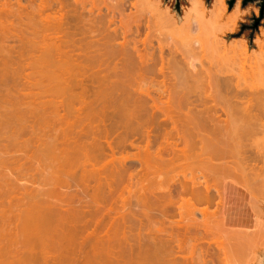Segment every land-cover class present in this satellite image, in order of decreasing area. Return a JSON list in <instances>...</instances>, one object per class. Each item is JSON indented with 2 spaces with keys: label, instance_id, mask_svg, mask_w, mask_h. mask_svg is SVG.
I'll return each mask as SVG.
<instances>
[{
  "label": "bare ground",
  "instance_id": "6f19581e",
  "mask_svg": "<svg viewBox=\"0 0 264 264\" xmlns=\"http://www.w3.org/2000/svg\"><path fill=\"white\" fill-rule=\"evenodd\" d=\"M24 1L25 3H23ZM96 1L98 2V0ZM23 2L22 0H0V82H5L0 83V85L4 84L3 86L7 90L8 84L13 83L17 86L20 83L23 88L21 87L19 91L23 89L21 91L26 93L25 96H30V98L34 96L36 97L35 101L38 100L36 106L31 105V103H36L33 100L30 101L31 103L27 101L30 103L27 107H31L32 110L36 107L34 110L37 117L42 118L38 120L41 124L45 122L43 118L48 114L53 125L57 122L60 126L63 123L64 126H67L66 130V126L64 127L62 147L52 146L53 149L48 148V145L46 147L47 153L51 149L52 152L49 151V154L52 153V155L53 152L59 151L58 155L57 153L53 155L56 158L54 157L53 162L51 161L52 163L54 160L58 163L61 161L60 164H62L56 163L60 166L63 175L60 176L61 173L57 169L53 171L54 175H56L55 172L60 173H58L57 180L62 176H67L66 178L72 179L70 181L73 184L75 181L76 188H74L77 190L71 198V195L68 196L67 200V197L65 199L58 197L59 199L56 201L53 199L56 196H48L49 192L46 191L48 199L44 192L43 195L45 196L40 199L42 201H39L41 207H38V210H41L39 213L41 215L38 217L37 213V217L38 220L40 218L42 221L41 218L49 213L48 216L46 215L48 218L45 221L50 224L46 226V222H43L41 226L44 224L46 227L43 225V228L47 231L51 228L52 232L50 231V233L54 237L52 241H56V243L57 241L58 243L65 241L73 247H77L78 250L73 248L72 251H70L71 249L66 251L69 256L65 252L66 258L72 259V255H74L76 259L75 253L78 251V258L75 260L78 262L77 264H211L214 260V254H216L210 253V249L212 250L214 246L213 243H210L213 246L209 242L207 243L209 247L212 246L210 249L208 246L205 247L203 243L202 247L205 248V251L204 248L201 251L200 246H197L198 243L204 241L203 235H206L207 231H215V226L226 227L228 222L232 221L229 220L232 218L231 216L228 218L229 215H232L229 212L236 209L232 206L230 196L240 194L244 191L243 189L252 193L259 190L260 193L264 191V151L254 142L257 138L264 137V93L260 92L254 100L255 104L252 105L250 102V106L248 104L250 100H247L246 97L248 96L247 92H252V89L248 88L247 91L238 83L233 84L232 80H221L218 82L217 88L222 93L234 94L233 97L224 100V104L221 105V114L217 111V106H209L208 97H203V100L195 99L192 101L191 95L186 96L188 90L187 93L189 94L190 90L193 91L190 89L191 87L197 88L198 82H201L198 78L200 73L196 69V62L200 59L198 56L206 50L207 44L199 32V24L192 21L193 18L180 23L176 16L170 13L166 15L156 0V8L154 7L155 9L150 11L149 19H146L145 23L139 22L136 25L130 22L133 13L126 12L122 8L123 6L121 9L105 6V12L102 7H96L99 3H94L92 0H23ZM90 3L97 5H90ZM132 7L136 8V4ZM155 14H160L165 21L163 22L160 18L162 23L156 21L160 20L156 17L154 18L156 20L151 18ZM155 16L158 17L159 15ZM197 20L200 22L201 29V21ZM144 27L148 30L155 28L158 32L159 37L155 45L152 42L148 45L145 43L141 45L139 40L145 30ZM163 27L167 29L166 32L162 31L165 30ZM222 42L219 40L217 43ZM222 44L225 45L224 42ZM240 44L236 45L235 43L232 45L233 47H230L231 53H233L231 58L235 56L232 59L233 62L229 61L230 63H236L234 61L239 59L236 57L247 55L246 44ZM166 46L169 49L165 50ZM173 48L177 50H173ZM220 57L222 60L223 56L218 54L217 58ZM152 62L155 65L154 68L149 66ZM148 75L154 76L150 80V85L155 80L158 81L154 89L152 86L151 88L147 87L148 84L145 85ZM6 83L8 84L5 85ZM15 86L13 88L16 89ZM10 90L8 89V92ZM2 92H0L1 98ZM14 92L16 91L14 90ZM45 98H48V101ZM24 99L26 102L27 98ZM21 100L23 101V98ZM197 101L200 102L199 106H203L202 110H199L198 105L196 106ZM30 113L33 114L32 111ZM49 116L45 119H49ZM71 119L72 121L75 120L71 122ZM7 123L9 124V122ZM46 123L49 124V122ZM50 128L51 131L49 130V132L55 131L54 127ZM61 128L63 127L61 126ZM44 129H46L45 126ZM51 133L48 138L51 139L49 140L51 142L54 140L52 142L54 144L58 141L57 136L59 135L56 134L57 136H55L54 134L52 136L53 133ZM228 141L234 142L235 148L236 146L239 148L238 157L241 158V163L239 158H236L237 155L234 158H236L235 161L238 160L240 166H237L238 163L236 162L235 165L234 161H232L233 163L231 160L227 161V157L233 153L234 148L226 157L224 148L227 147L225 144ZM131 149L137 150V154L131 158L139 160L140 170L142 169L139 172H147V176L153 175L159 178L164 176V180L163 177L160 178V181L163 180V182L159 181V184H156L158 185L157 189H153L154 187L147 189L142 185L143 180L148 179L145 177V173L142 180L141 175L143 176V173L137 174L138 172H136V175H140V178L137 176L138 185L140 184L145 188H142L143 192H148L151 190L150 188L156 190L154 193L153 190L150 191L152 193H149L153 196L156 195V203L154 197V201L151 200L153 202L151 206L156 208L148 207V201L139 200L135 206L148 207V210L152 209L151 212L147 211L148 214L141 213L142 211L129 213L132 215L128 221L126 214L122 213L119 216L120 221L118 219L119 222H117L119 225H116L115 222L118 217L114 219L115 221L109 219L110 222H108L110 211L114 209V205L109 203L110 206L108 202L118 192L119 184L124 179L126 181V176L130 177L128 179L132 181L131 178L135 175L125 163L124 159L127 157L123 159L124 162L122 160L120 163L118 160L119 168L116 165L118 169L115 168L114 164L119 159L116 158L118 154L125 152L126 155L127 150ZM44 150L43 153H46ZM234 153L231 157L234 156ZM43 156L45 157L47 154H43ZM231 157L228 159H232ZM110 164L115 170H112L113 172H110L108 176L103 168L110 167ZM182 166L192 171L189 176L185 175L183 179H177L178 175L176 176L174 173H177L175 172L177 167ZM54 175L51 174L50 177H55ZM77 176L81 178V181L80 178H76ZM165 176L170 177L168 182H165L167 178ZM217 178L222 179L224 184L219 186L220 181L215 183ZM75 179L79 180L78 183ZM149 180L152 182V179L149 178L147 181ZM170 181L171 183H169ZM92 183L96 184L93 190L91 189ZM64 184L66 183L64 182ZM123 184L124 182L121 185ZM64 187L67 186L64 185ZM68 187L71 188L70 185ZM74 188L73 190H75ZM104 188L108 189V197L104 198L105 202L101 200L103 202L101 205L104 203L108 205L104 207L109 210L105 215L107 221L103 218L102 220L100 216L101 221L98 216L99 212L96 213L97 210L105 211L99 204V196ZM217 198L219 199L218 202L215 201ZM48 200L50 201L48 202ZM214 202L215 204L217 202V205H213ZM210 206H214L213 208L217 206L218 211L213 213L210 210L212 208H208ZM141 207L140 209L143 210ZM121 208L124 209V206ZM121 208L119 207V210ZM83 209H92L93 211L95 209V212L91 210L86 212L87 214L85 212L79 214L81 211L77 210ZM258 209L260 208L258 207ZM42 210H46L43 212L46 213L45 215L41 213ZM50 210L67 211H64L63 214H57L56 211ZM70 210L74 212L71 213ZM119 210L117 209V211ZM208 210L213 215H210ZM117 211L113 214H116ZM198 214L202 217L201 221L197 218ZM56 216L61 218L58 220ZM132 217L133 221H131ZM157 223L160 225L158 224L156 227L155 224ZM114 224L117 226L115 233L113 230V233L112 231L109 232L108 227ZM41 226H38L37 230L40 229L41 231ZM236 230L240 234L235 229H230L226 234L227 244L221 243V245L219 241L217 242L222 247L219 245L218 251H216L219 252L217 255L220 256V259L215 257V262L224 258L222 260L230 264L229 260L235 259V256H237L236 258L243 257L246 249L249 252L252 245L248 247V240L245 241L244 236H242L246 230H244V234L243 230ZM43 231L45 230L42 229ZM251 232L253 233V231ZM110 233L113 235L111 236ZM249 234L248 236L245 235V238L250 240L252 236L254 239L258 235L264 236V234H261L262 236L258 234L255 237V233L252 236ZM200 236L203 238L201 239ZM220 237L222 239V236ZM260 237L258 240L262 239L260 242L263 244L264 237ZM215 238H213L214 241ZM200 240L202 241L199 242ZM189 243H194L192 244L194 251L196 247L199 248V251L197 252L196 249L195 252L198 254L202 252L200 258L196 259L194 251L190 252ZM77 244L79 247L75 246ZM67 246L69 245L67 244ZM250 252L252 253V251ZM251 253H249L250 257L253 255ZM238 259L236 260L238 261ZM241 259L247 260V258ZM222 260L221 264L225 263ZM246 260L244 262H248ZM218 261L213 263L217 264Z\"/></svg>",
  "mask_w": 264,
  "mask_h": 264
},
{
  "label": "rangeland",
  "instance_id": "374dc122",
  "mask_svg": "<svg viewBox=\"0 0 264 264\" xmlns=\"http://www.w3.org/2000/svg\"><path fill=\"white\" fill-rule=\"evenodd\" d=\"M93 1H94V3H97V4L98 3L100 4V2H101V4L100 5L98 4V6H96L97 4L94 5V3H90V5L93 4L96 7H100V8L102 7L103 11H105V12H106L105 6H107V7L112 6V8L114 7L116 9H118V8L121 9V7L123 6L122 8L124 10H126V12H129L131 14L133 13V17H131V19H130V22L133 25H136L139 22L145 23L146 19H149V16L151 14L150 11L152 9L156 8L155 0H144V1L143 0H113V1L108 0L109 3H111V1H112L111 4L107 3L108 2L107 0H103V1L98 0V2L96 0H92V2ZM230 1L231 0H193V6H192L191 3L189 2V0H156V2H158L160 4L162 11L166 15L168 13H170L171 15L176 16V18L178 19V21L180 23L186 19H192L193 14H195L196 18L201 21L202 27H201L199 32L202 35V37L204 38V40L206 41L205 43L207 44L206 50L198 56L200 59L197 61L198 63L196 62V66H197L196 69L200 73L199 77H198V78H200V80L199 79L198 80L201 82H198L199 84L197 85V88L196 87L190 88V89H193L194 93H193V91L190 90V94H189V93H187L189 91L188 90L186 92V96L191 95L190 97L192 98L191 99L192 101H195V99L196 100H198V99L203 100V97H206V98L208 97L207 98L208 102H210L209 106L210 105L211 106H217V111L220 114H221V112H220L221 111V105L224 104V102H225L224 100L229 99V98L234 96V94L222 93L217 88V84L221 80H228V79L232 80L233 84L236 85L238 83L239 85L246 88L247 91H248V88L252 89L253 90L252 92H249V91L247 92L248 96L246 97L247 100H250L248 103L249 105L251 103H252V105H253V103L255 104L254 100L258 97L260 92L264 93V15L263 16L261 15V0H254L253 2L248 3L246 6L243 5V0H239V5H238V0H237L232 8H230V6H229ZM22 2H23V0H22ZM23 3H25V1ZM115 4H117V5H115ZM132 4L133 5L136 4V8L135 7L133 8ZM117 6H119V7H117ZM89 7H91V6H89ZM164 10H167V11H164ZM153 11H155V10H153ZM129 13H127V14L129 15ZM153 13H157V12H153ZM241 13L243 15H241ZM160 14H155V15L160 16ZM155 15L151 18L154 19L156 17V19L157 18L162 19L161 16L157 17ZM162 16H164V15H162ZM205 17L208 19L205 20ZM164 18H165V16H164ZM156 19H154V20H156ZM161 19L156 20V21H161ZM164 21L165 20H163V22ZM157 23H159V22H157ZM144 29H143L144 31L142 32V34L140 36V40H139L141 42V45H142V43H145L148 45L151 42L154 43V45H155L156 41L159 37V34L156 31V29L152 28L151 30H148L145 27H144ZM164 29L165 30H162V31L166 32L167 29L166 28H164ZM234 29H236V30L234 32H232ZM221 39H222V41L224 40L223 42L225 43V45L222 44L223 42L221 41ZM219 40L222 43L218 44L217 42ZM235 43H236V45H239V43L246 44L248 52H247V55L244 53L245 54V55H243L244 57L242 55L239 57H236L239 59H237V61H234L236 63L233 64L232 59H233V57L235 58V56H233L231 58L233 53H231L230 47L232 45H234ZM256 43H259V44L257 45ZM164 44L167 45V43H164ZM178 47H176V48L178 49ZM176 48H173V50H177ZM166 49H169L168 46L165 47V50ZM218 54H219V56L220 55L223 56L222 60H221V57L219 58L220 60L217 58ZM240 57H241V59H240ZM202 61H203V64H202ZM229 61H232L231 63L233 65ZM237 62H238V64H237ZM152 64L154 65L153 62L151 63V65L149 64L150 68L155 67V65L153 66ZM234 66H236V67H234ZM156 68L158 69L159 66ZM200 75H202V76H200ZM153 78H154L153 75H148V77H147L148 80H146L147 82L145 84V85L148 84L147 87H149V88H151V86H152V89H154V86L157 85L156 83H158V81L155 80L156 82L154 81V82H152V85H150L149 84V83H151L150 80ZM3 82L4 81H2L0 83H3ZM7 84L8 83H6L5 85H7ZM10 84H8V86ZM12 84L10 85V88L7 86V90L5 89L6 87L3 86L4 84L0 85L1 86L0 89H2L0 92L4 91V92H2L3 94L1 95L2 98L0 97V122L2 121L0 123V175H1L0 176L1 177L0 178V264L1 263L2 264H77L78 262H76L75 260H77V258H78V255H77L78 251H76L77 253H75L76 259H75L74 255H72V259L70 257L66 258V253H67L66 251H69L70 249H71L70 251H72L73 248L78 250L77 247H73L71 244L66 243L65 241H64L65 243L63 241H61L62 243H60V242L58 243V241H57V243H56V241H52V239L54 240V237H53V234L50 233L51 228H49V231H47L45 228H43L45 225L47 226V224H50V223H47L48 221H45L48 218V217H46V215L48 216L49 213H47V214L45 213L46 214L45 215L43 212H46V210L45 211L42 210L41 213L44 214L45 216H44V218H41V220L43 219L44 221L43 220L40 221V218L38 220V217L41 215V214H39L41 210L40 209L38 210V207H41L40 206L41 202L39 204V201H42L40 199L45 196V195H43L44 192H45L46 196H47L46 191L49 192L48 196H56L57 199H55L56 197L53 198L56 201L59 199L58 197H60V198L62 197V199H65V197H67L66 198V200H67L69 198L68 197L69 195H71L70 196V198H71L73 196V194L77 191L75 189L76 188L75 187V181L73 184L72 181H70L72 179L66 178L67 176L66 177L62 176V177L58 178L59 180L61 179L60 181L57 180V176H59L58 175L59 172L61 173V174L59 173L60 176L63 175L62 172L60 171V166H58L57 164H59V165H62V164H60V162H61L60 159L59 160L57 159L58 161H60L59 163L55 160H54V163H52L53 162L52 160L55 157V156L53 157V155L56 153L58 155L59 151L53 152V155H52V153L49 154V151L51 150L50 149L47 153V147L48 148L49 147L52 148V146L53 147L54 146L59 147V148L62 147L61 145H63L62 143L64 142L63 141L64 140L63 135H64L65 130L67 129V126L65 125L66 126L65 127L64 123H63L61 125L63 127V128H61L62 129V131H61V129H60L61 126L59 125V123L56 122L57 123V124L55 123L56 126L53 125L52 119L50 118V116L48 114H47V116H45V118L49 116V119L43 118V121L45 120V122H43L41 124L40 121H38V120H40L42 118L40 117V119H39L38 118L39 116L37 117V115H36L37 113L34 110V109H36V107L33 109L34 111L31 109V107L30 108L27 107L30 105L32 100L34 102H36L35 101L36 97L32 96L30 98V96L29 97L25 96L26 93L24 94L23 91H21L23 89H21L19 91V89L22 87L20 83H18L20 85V87H18L19 86L18 84H17V86H15L16 84L15 85L13 84L16 87V89L13 88L14 86ZM191 85H193V84H191ZM8 89L9 90L11 89L9 91V92H11L10 95H9ZM14 90L16 92H14ZM16 93H19V94L17 95ZM35 93H36V90H35ZM195 93H196V95H195ZM201 93H203V94H201ZM21 95H22L23 101L21 100L22 98H20ZM3 96H5V97H3ZM197 97H200V98H197ZM24 98H27V99L29 98V99L28 100L26 99V102H25ZM45 100L48 101V98L47 99L45 98ZM27 101H29V102L31 101V102L29 103ZM40 101L41 100L39 99V102ZM198 101L195 103L196 106L197 105L199 106V104H200V102H198ZM37 102H38V100H37ZM37 102L31 103V105L32 104H33V106L35 104L37 105L38 104ZM198 108H199V110H202L203 106L202 107L199 106ZM28 109H30V110H28ZM10 111H13V112H10ZM30 111H32L33 114H31ZM1 114H3V115L1 116ZM32 116H33V118H32ZM263 117H264V114H263ZM71 118L73 119L74 117L72 116ZM69 119H70V117H69ZM72 119H71V122H73L75 120L74 119L72 121ZM15 120H16V122H15ZM17 120H18V122H17ZM263 120H264V118H263ZM7 122H9V124ZM41 122H42V120H41ZM46 122H49V124ZM43 124H45V125H43ZM47 124H48V126L51 125L50 127L55 128V131L52 132L53 134L51 132H49V130L51 128L49 127L50 128L49 129L48 126H46ZM40 125H43V126H40ZM44 126L46 127V129H44ZM64 127H65V130H64ZM57 130H58V132H57ZM50 133L52 134V136L54 134H55V136L59 135V136H57L59 143H58V141H56L53 144L52 142H54V140L52 142L49 141V140H51L48 138ZM68 139H69V136H68ZM228 142H230V141H228ZM228 142L225 144V145H227V147L224 145L225 146V148H224V146H223V148L226 150V152L230 151V152H227V154H226L225 150L223 149L226 157L232 152L231 151L232 148L233 147L235 148L234 142H230L229 144H228ZM254 142L257 143L258 146L260 147V149L264 151V137L263 136L260 138H257L256 141H254ZM231 144H233V145H231ZM46 145H48V146L46 147ZM228 145H229V147H228ZM45 148H46V150H44ZM228 148H230V149H228ZM234 148H233V153L236 152L238 154L234 153V156L231 157V155H233V153H231L230 156H228V157H231L232 159H230V158L228 159V157H227V161L228 160H231V162L234 161V164L236 165V163H238V160H240V163H241V158L238 157L239 156V152H238L239 148H237V146H236V148H237V150L235 148L236 151L234 150ZM154 149H152V150L154 151ZM43 150L46 153H43ZM50 152H52V151H50ZM126 153H127L126 155L124 152V153L118 154L116 156V158H119V159L116 160V164H114V166H115V168H117L118 167L117 163H119V161L121 163V161L124 158L129 157L130 158L129 160L127 158H126L127 160L126 159H124V160H125L127 167L131 171H133L134 174L133 173L132 174L135 176H133V178H131L132 181L129 180L130 177L126 176V178H127L126 181L124 179V181H122V183L124 182V184L123 185H121L122 183L119 184L118 190H117L118 192H116V194L114 195V197L116 196L115 198H117V199L112 197L111 198L112 200H110L108 202V205H110V204L112 206L114 205V209H113L114 211L113 210L110 211L111 214L108 216V217H110V218H108V222H110L111 219L114 220L116 217H118L116 219V222H115L116 225L117 224L119 225V223H117V222L120 221L119 216L122 215V213L126 214V216L128 217V218L126 217L127 221H128V219L131 218L130 215H132L129 213H132L135 211L136 212L142 211L141 213L145 212V214H148V213H146L147 211L151 212L152 209L156 208V207L153 208L151 206L153 204L152 201H154V199H155L154 202L156 203V198H155L156 195L153 196L152 194L150 195L149 193H152V192H150L151 190L157 189L158 185H156V184H159L160 178L162 179V177H163V180H164V176H162L160 178L153 176V175L147 176V174H146L147 172L146 173L144 172L146 175L145 176L143 172H139L142 170V169L140 170L141 167H140L139 160L136 158H133V159L131 158L137 154V150H132V149L127 150ZM43 154L44 155L47 154V156L44 157ZM120 155H122V156H120ZM236 155H237L236 158L237 159L239 158L237 161H235L236 158H234ZM120 157H122V158H120ZM124 160H123V162H124ZM240 163H238L237 166H240L241 165ZM116 165H117V167H116ZM112 166H113V164H112ZM58 167H59V169H58ZM52 168L55 170H53ZM115 168L111 167V164H110V167L107 166L106 168H103L104 169L103 171H105V173H107V175L109 176L110 172L112 173L113 172L112 170H115ZM56 169H57V171L59 170V172H57V173L55 172L56 175H54L53 171H56ZM61 169H62V166H61ZM176 169L177 170L175 172H177V173L180 172L179 174L174 173V175H176V176L178 175L177 179L178 178L183 179L184 178L183 176H185V175L189 176L190 175L189 173H191V171H192L188 168H184V166L177 167ZM48 170H50V171H48ZM184 170L187 172L184 173L185 172ZM131 171H130V174H131ZM136 172H138L137 174L143 173V176L141 175L142 180H143L144 176L147 177L148 179L149 178L152 179L153 183L151 182V180L147 181L148 179H146V180H143L144 181L143 184H142V181L140 180L141 181L140 183L142 185H144L145 188H147V189L149 187H152V188L154 187V188L153 189L150 188L151 190H148V192L145 191L146 193L143 192L144 191L143 189H145V188L142 187V185L140 186V184L138 185L139 181H138L137 176H139V178H140V175H136ZM51 174L54 175L56 178L50 177ZM130 174H128V175H130ZM78 175H79V172H78ZM63 177H65L64 179H66V180L62 179ZM165 177H167V176H165ZM53 178H55V179H53ZM76 178L79 179L80 177L77 176ZM155 178H156V180L154 181ZM169 178L170 177H167L165 179V182H168ZM217 179H215L217 182L216 181H214V182L218 183V181H220L218 183L219 186L224 184V182H222L223 181L222 179L221 180H220V178H217ZM163 180H161L160 182H163ZM51 181L54 183H52ZM78 181H77V183H78ZM80 181H81V178H80ZM64 182L67 185L64 184ZM126 182H128L130 184H128ZM69 183H71V184H69ZM169 183H171V181ZM64 185L67 187H64ZM68 185H70V187L72 189L69 188ZM77 186H78V184H77ZM91 186H92L91 189L93 190L96 187V184L92 183ZM128 186H129V189H128ZM58 188H59V190H58ZM73 188L75 190H73ZM104 190H103V192L100 193V196L101 197L103 196V197L101 198L99 196L100 200L98 198V200L100 201V203H99L100 205H101V203H103V202H101V200L105 202L104 198L106 199V197H108V193H107L108 189L104 188ZM243 190L244 191L240 192V194H238V195L235 194V195L230 196L231 203L233 204L232 206L236 209V210H230L231 212H229V213H232V216H233V214H235L233 216L235 219L234 222L229 221L228 225L226 227L215 226L216 227V228L214 227L215 231H213V232L210 230L207 231L206 235H203L204 238L200 236L201 239L203 238L204 241L201 242L202 240H200L199 242H201V243H198L197 247L200 246V248H201L200 250L202 251V248H204V247H202L203 243H204L205 247L208 246L210 243H213L214 246L212 244H210V245H212L214 248L212 246H210V247L208 246V247H209V249L212 247V250L210 249V253H212V254L216 253V254H214V260L216 259L215 257H217V259H220V256L217 255L219 252H216V251H218V247L221 243L227 244L226 241H228V240L227 239L225 240V238H227L226 234L228 233V231H230V229L231 230L235 229V231L238 233H239V231H237L236 229H241V231L243 230V234H244V230H246V232L251 234V235L249 234L250 236H252V234L255 233V237L258 234H260V235L264 234V231H263L264 230V191H261L263 193L262 194V193H260V190L255 192V193H252L248 190L246 191V189H243ZM55 191H57V192H55ZM134 191H135V193H133ZM80 192H82V191H80ZM104 192H106V193H104ZM128 192H129V194H128ZM154 192H156V190L155 191L153 190V193ZM50 193H51V195H49ZM40 195H43V196H40ZM48 196H47V198H48ZM153 197H154V199H153ZM148 198H149V200H148ZM62 199H61V201H62ZM69 200L71 202V199H69ZM139 200H141V201L145 200V202L148 201L147 202L149 204L148 207L151 206L152 209L148 210L147 209L148 207L144 208V207L140 206L141 208H143V210H141L139 205H137L139 208L136 207L135 204H137L138 203L137 201H139ZM49 201L50 200H48V202ZM123 201H125V202H123ZM215 201L218 202L219 199L217 198ZM217 202H216V204L214 202L213 205H217ZM128 204H130L132 206V209H130L131 206ZM108 205H105V203L103 205H101L103 207V210H105V211H102V210H100L101 212L99 210L96 211V213L99 212L98 213L99 219L101 216V219L103 218L104 220L107 221V219L105 218L107 216H105V215L109 210H108V208L106 209L104 207L105 206L107 207ZM122 206H124V209L121 208ZM133 206H135V207H133ZM257 206L260 209H258ZM119 207L121 208L120 210H119ZM213 207L210 206L208 208L209 209L212 208L210 210L213 213H216L218 211V208H217V206H215V208H213ZM115 208H116V210H115ZM201 208L204 209L203 206H201ZM117 209L119 211H117ZM135 209H137V210H135ZM261 209H262V212H261ZM91 210H88V209L84 210L83 209V210H77V211H81V212H79V214L80 213L82 214V212L88 213V211H91ZM210 210H208V212ZM37 211H39V212H37ZM50 211H56L57 214L58 213L63 214V213H65L64 211H67V210H63V211L61 210L62 212H60V210H50ZM115 211H117L116 212V214L118 213L117 215L113 214V213H115ZM70 212L73 213L74 211L70 210ZM93 212H95V209ZM152 212H154V211H152ZM212 212H209L210 215L211 214L213 215ZM37 213H38V217H37ZM261 214H262V216H261ZM138 215L140 216V213ZM57 216H60V215H57ZM57 216H56V218H58ZM230 216L231 215H229L228 218H230ZM35 217H37V218H35ZM49 217H51V216H49ZM261 217H262V219H261L262 221L260 220ZM60 218H58V220ZM197 218L199 219V221H201L200 219H202L201 215H199V214H198ZM118 219H119V221H118ZM231 219H229V220H231ZM27 220H29V221H27ZM48 220L50 221L51 219H48ZM37 221H38V223H37ZM131 221H133V217H132ZM177 221H178V219H177ZM25 222H27V223H25ZM43 222L44 223L46 222V224L45 225L43 224L44 226L43 225L41 226V224ZM36 223L39 227L41 226L42 229H44L47 232V234L45 231H43L44 232V234H43L42 229H41V231H40V229L37 230L39 227L36 225ZM26 224L30 225V226H27ZM158 224L159 223L155 224L156 227ZM51 225H53V224L51 223ZM116 225L114 224L113 226H109L108 227L110 229L109 232H111L113 230L115 233V231H116L115 228L117 229ZM152 227H154V225H152ZM218 227H220V228H218ZM217 229H218V231H217ZM93 230H94V228H93ZM118 230L120 231L119 228H118ZM121 230L123 231V229H121ZM211 230H213V229H211ZM255 230H257V231H255ZM260 230H261V232H259ZM106 231H107V229H106ZM113 231H112V233H113ZM135 231H136V228H135ZM251 231H253V233ZM209 232L214 233V234H215V232H217L220 234L218 235L216 233L215 235H218L216 237L214 234L212 235L210 233V235L212 236V239H211ZM246 232L244 235H242V234L241 235L244 236L245 241H246V239L248 240L249 246L248 245L247 246L248 247H250V245H252V246L250 247L249 252L246 251L247 249L246 250L244 249L246 253L245 252L243 253V257H241V256L238 257L240 260L238 258H236L237 256H235V259H231L232 261L229 260L230 264H232V262H235L236 264H244V263L247 264L248 262H249L248 264H264V239L262 241L263 244L260 242V240H262V239L258 240L260 237L259 235H258V237L255 238L257 240L254 239V236H252L253 239H252V237H250L251 238V240H250L247 237L245 238ZM87 233L90 234V232H87ZM112 233H110L111 236L113 235ZM248 233L246 236H248ZM50 236H52L53 238L52 237L50 238ZM220 236H222V239ZM228 236L231 238V236L229 234H228ZM262 237H264V236H262ZM262 237H260V238H262ZM213 238H215V241ZM46 239H48V240H46ZM207 240H209V241H207ZM249 240H250V242H249ZM218 241L220 244L217 243ZM255 241H256V243H255ZM47 242H49V243H47ZM208 242H209V244H207ZM214 242L216 243L217 248H216ZM229 242H231V241H229ZM259 242H260V244H259ZM60 244L61 245L63 244V245L61 246ZM67 244L69 246H67ZM192 244H194V243H192ZM192 244L189 243V245H188V247L191 248L190 252L194 251L192 249L193 248ZM256 244H258V245H256ZM58 245H60V246H58ZM190 245H192V246L190 247ZM221 245H220V247H222ZM75 246H78V244ZM247 246H246V248H247ZM253 246H255V248H253ZM259 246H260V248H259ZM197 247H196V249H197ZM196 249H195V251H196ZM203 250L205 251V248ZM195 251H194L195 258L196 259L200 258L202 252L200 251L201 252V253H199L200 255L197 253L199 251V248L197 249V252H195ZM250 251H252V253H253L252 257H250V254H249V253H251ZM68 256H69V254H68ZM218 256H219V258H218ZM73 258H74V260H73ZM241 258H247V260L246 259L242 260ZM222 259H224V258H222ZM236 259H238V261ZM214 260H213L214 263H216L218 261V260H216V262H215ZM221 260H219L217 264H221ZM244 260H246L248 262H244ZM222 261L225 262V260H222ZM213 262L211 264H214ZM226 263L228 264L227 261L225 263H222V264H226ZM235 263H233V264H235Z\"/></svg>",
  "mask_w": 264,
  "mask_h": 264
},
{
  "label": "water",
  "instance_id": "95a60500",
  "mask_svg": "<svg viewBox=\"0 0 264 264\" xmlns=\"http://www.w3.org/2000/svg\"><path fill=\"white\" fill-rule=\"evenodd\" d=\"M237 0H231L229 2L230 8L234 6ZM254 0H243V5L246 6L248 3L253 2ZM261 15H264V0H261Z\"/></svg>",
  "mask_w": 264,
  "mask_h": 264
},
{
  "label": "clouds",
  "instance_id": "9594fccd",
  "mask_svg": "<svg viewBox=\"0 0 264 264\" xmlns=\"http://www.w3.org/2000/svg\"><path fill=\"white\" fill-rule=\"evenodd\" d=\"M189 2H190L191 5L193 6V0H189ZM238 5H239V0H238ZM241 15H243V14L241 13ZM207 19H208V18L205 17V20H207ZM192 21H195V22H197V23L199 24V30H200V22L197 20L195 14H193V19H192Z\"/></svg>",
  "mask_w": 264,
  "mask_h": 264
},
{
  "label": "crops",
  "instance_id": "0c3cea01",
  "mask_svg": "<svg viewBox=\"0 0 264 264\" xmlns=\"http://www.w3.org/2000/svg\"><path fill=\"white\" fill-rule=\"evenodd\" d=\"M234 215H235V214H233V216H234ZM233 216L231 215V217H232V219H231V220L234 222V220H235V219H234V217H233Z\"/></svg>",
  "mask_w": 264,
  "mask_h": 264
}]
</instances>
